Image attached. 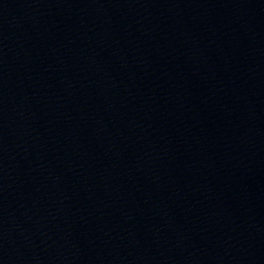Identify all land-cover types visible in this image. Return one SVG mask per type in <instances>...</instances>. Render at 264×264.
Returning a JSON list of instances; mask_svg holds the SVG:
<instances>
[{
  "label": "water",
  "instance_id": "1",
  "mask_svg": "<svg viewBox=\"0 0 264 264\" xmlns=\"http://www.w3.org/2000/svg\"><path fill=\"white\" fill-rule=\"evenodd\" d=\"M0 264H264V0H0Z\"/></svg>",
  "mask_w": 264,
  "mask_h": 264
}]
</instances>
